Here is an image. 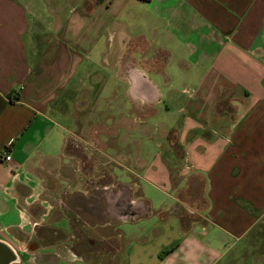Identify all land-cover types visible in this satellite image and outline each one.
Listing matches in <instances>:
<instances>
[{"label": "crops", "instance_id": "1", "mask_svg": "<svg viewBox=\"0 0 264 264\" xmlns=\"http://www.w3.org/2000/svg\"><path fill=\"white\" fill-rule=\"evenodd\" d=\"M6 261L264 264V0H0Z\"/></svg>", "mask_w": 264, "mask_h": 264}, {"label": "rangeland", "instance_id": "2", "mask_svg": "<svg viewBox=\"0 0 264 264\" xmlns=\"http://www.w3.org/2000/svg\"><path fill=\"white\" fill-rule=\"evenodd\" d=\"M157 122H153V120H149L148 121V126L152 127V128H157V129H161L164 128L162 127L163 125H166L169 123V121L165 118V117H161V118H154ZM154 120V121H155ZM162 125V126H161ZM160 132V131H158ZM154 138L158 139L159 138V134H154ZM149 143V142H148ZM22 264H26L25 262H23Z\"/></svg>", "mask_w": 264, "mask_h": 264}, {"label": "built area", "instance_id": "3", "mask_svg": "<svg viewBox=\"0 0 264 264\" xmlns=\"http://www.w3.org/2000/svg\"><path fill=\"white\" fill-rule=\"evenodd\" d=\"M11 158H10V156L9 155H6L5 157H4V160H6V161H9Z\"/></svg>", "mask_w": 264, "mask_h": 264}, {"label": "trees", "instance_id": "4", "mask_svg": "<svg viewBox=\"0 0 264 264\" xmlns=\"http://www.w3.org/2000/svg\"><path fill=\"white\" fill-rule=\"evenodd\" d=\"M143 1H146V2H147V1H149V0H143Z\"/></svg>", "mask_w": 264, "mask_h": 264}, {"label": "water", "instance_id": "5", "mask_svg": "<svg viewBox=\"0 0 264 264\" xmlns=\"http://www.w3.org/2000/svg\"><path fill=\"white\" fill-rule=\"evenodd\" d=\"M6 263H7V261L4 264H6Z\"/></svg>", "mask_w": 264, "mask_h": 264}]
</instances>
